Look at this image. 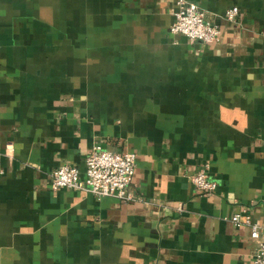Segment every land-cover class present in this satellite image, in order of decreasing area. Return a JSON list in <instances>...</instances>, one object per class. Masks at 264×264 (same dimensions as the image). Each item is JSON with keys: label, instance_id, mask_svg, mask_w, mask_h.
<instances>
[{"label": "crops", "instance_id": "1", "mask_svg": "<svg viewBox=\"0 0 264 264\" xmlns=\"http://www.w3.org/2000/svg\"><path fill=\"white\" fill-rule=\"evenodd\" d=\"M191 1L216 41L170 33L173 0H0V264H251L229 215L264 224V0ZM93 143L135 153L131 199L49 186Z\"/></svg>", "mask_w": 264, "mask_h": 264}, {"label": "built area", "instance_id": "2", "mask_svg": "<svg viewBox=\"0 0 264 264\" xmlns=\"http://www.w3.org/2000/svg\"><path fill=\"white\" fill-rule=\"evenodd\" d=\"M238 12L236 5L227 6L223 16L234 21ZM170 33H180L188 40L212 42L218 39L219 26L208 19L205 12L191 0H173ZM264 38V29L261 30ZM135 153L132 150H110L99 143H93L83 156L82 171L72 163H61L49 174V186L82 189L96 196L109 195L121 200L131 199L127 185L133 173ZM208 163L203 161L192 173L189 180L193 187L203 194H208L216 187V181L208 174ZM82 172V175L80 173ZM229 219L248 227V234L255 239L251 264H264V224L250 217L245 210L235 211Z\"/></svg>", "mask_w": 264, "mask_h": 264}]
</instances>
